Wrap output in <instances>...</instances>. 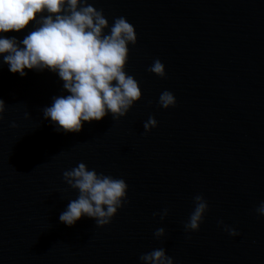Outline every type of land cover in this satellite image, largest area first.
<instances>
[{"label":"water","instance_id":"95a60500","mask_svg":"<svg viewBox=\"0 0 264 264\" xmlns=\"http://www.w3.org/2000/svg\"><path fill=\"white\" fill-rule=\"evenodd\" d=\"M89 2L109 27L120 16L134 26L125 71L141 99L118 120L58 132L43 117L67 94L58 76L21 78L0 62V264H140L159 248L174 264H264V217L255 211L264 201V0ZM156 59L163 79L148 71ZM165 90L176 100L166 110ZM149 116L157 126L145 133ZM81 162L128 186V203L106 226L59 221L78 195L63 173ZM198 194L208 211L198 231L185 232Z\"/></svg>","mask_w":264,"mask_h":264},{"label":"clouds","instance_id":"9594fccd","mask_svg":"<svg viewBox=\"0 0 264 264\" xmlns=\"http://www.w3.org/2000/svg\"><path fill=\"white\" fill-rule=\"evenodd\" d=\"M22 31L27 33L23 39L5 35ZM136 39L134 26L125 17L114 18L109 27L103 10L89 0H0V62L21 78L25 70H48L58 76L67 94L53 97L51 105L43 109V117L58 132L79 133L84 123L99 122L109 114L112 120H118L141 99L138 82L125 71L129 45L134 46ZM148 71L165 78V67L159 59ZM158 104L166 110L175 107L176 100L165 90ZM4 111L5 103L0 99V117ZM156 126L157 121L149 116L143 124L144 132ZM63 180L78 193L59 215L65 226H74L82 217L93 219L97 227L106 226L128 203V186L123 178L97 173L83 162L65 171ZM193 199L194 209L184 225L185 232L198 231L208 211L202 195ZM255 211L264 217V201ZM166 215L164 209L161 220ZM223 227L229 236L239 235L234 228ZM164 234L163 228L154 232L157 239ZM139 260L140 264H174L164 248L142 254Z\"/></svg>","mask_w":264,"mask_h":264}]
</instances>
